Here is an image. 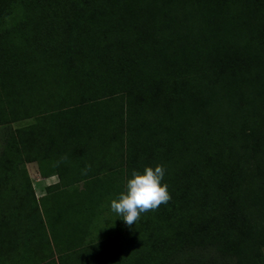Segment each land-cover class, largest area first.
I'll list each match as a JSON object with an SVG mask.
<instances>
[{
	"label": "trees",
	"instance_id": "16d2710c",
	"mask_svg": "<svg viewBox=\"0 0 264 264\" xmlns=\"http://www.w3.org/2000/svg\"><path fill=\"white\" fill-rule=\"evenodd\" d=\"M26 121L0 154V256L50 247L26 164L56 162L69 223L124 145L126 179L163 165L171 199L77 261L130 242L129 264L188 247L264 264V0H0V127Z\"/></svg>",
	"mask_w": 264,
	"mask_h": 264
},
{
	"label": "rangeland",
	"instance_id": "374dc122",
	"mask_svg": "<svg viewBox=\"0 0 264 264\" xmlns=\"http://www.w3.org/2000/svg\"><path fill=\"white\" fill-rule=\"evenodd\" d=\"M29 123L30 121H26L7 127H0V154L5 146V139L6 135H8L7 130L9 127L15 129ZM112 152L115 156V169L111 173L102 177L101 184L99 182L96 185L98 189H102L101 193L103 195L101 198H98L92 194L91 197L93 199L91 201L88 198V200H84L86 204L90 202L87 207L89 209H87L82 215L77 216L74 221L71 220V222L66 223V221L64 222V219L61 218V215L59 216V210L57 207L61 202L58 199L53 198V195H45L44 198L38 199L34 190V198L38 200L37 204L41 212L44 209H48V211L51 212L50 219L43 214L45 210L41 213L45 229L48 234L47 237L50 240V247L39 249V253L37 255L33 251H27L26 253L23 249H18L17 252L15 251L6 257L5 255L0 256V264H62V257H67V262L65 264H88V261H91L89 264H92L95 262L93 258H84V260H81L83 258L82 255L81 257L79 256L81 259L79 258L80 260L77 261L75 255L72 256L75 251L78 250L79 252L78 246H94L97 243L105 242L110 239H114L116 241L119 237H121V239L123 237L124 241L127 238L125 231L127 232L128 226L125 225L120 217L111 211L110 203L112 199L118 198L119 193L125 189L126 182L129 179H126L125 170L127 168V159L130 156V152L124 145L121 147L117 146L114 151L112 150ZM111 155L113 156V154ZM43 163L45 162H42L41 165L38 164L40 172L42 169H45ZM76 163L77 165L79 164V162ZM50 164L51 165H49L48 169L50 172H54L56 162H52L51 160ZM25 168L27 172L30 173L29 177L35 179L31 166L26 167L25 165ZM15 182L16 180L13 181V183ZM11 186H14V184L9 185V188ZM72 189L82 190L83 184H76L72 188L68 189L69 192ZM72 198H74V196L71 197V199H66L64 202H71ZM81 216H84L83 222L85 224V232L83 233H81L83 227L77 224ZM53 231L56 239L52 236ZM83 235L84 238L79 239V236ZM72 238H75L76 244L72 241ZM77 241L79 242V245H77ZM130 249H132V252L136 250L133 246H131L130 242H124V246H122V248L116 249L117 251H120V253H118L119 257H121V259L123 257V264H129L133 258V256H129ZM150 251V257L156 258L157 253H153L152 250H149V248L144 252L148 253ZM172 252L173 254L170 256L167 254L169 257L166 261L161 262L160 260H156L155 264H235L234 260L228 256L221 257L218 254L200 247H188L187 249H181V251ZM119 257L116 258L115 255L111 263L115 264V262L120 261Z\"/></svg>",
	"mask_w": 264,
	"mask_h": 264
},
{
	"label": "clouds",
	"instance_id": "9594fccd",
	"mask_svg": "<svg viewBox=\"0 0 264 264\" xmlns=\"http://www.w3.org/2000/svg\"><path fill=\"white\" fill-rule=\"evenodd\" d=\"M165 171L163 165L145 167L142 173L133 171L126 182L125 191L111 200V211L125 225L132 226L142 213L155 211L160 205L167 204L171 196L167 184H162Z\"/></svg>",
	"mask_w": 264,
	"mask_h": 264
},
{
	"label": "crops",
	"instance_id": "0c3cea01",
	"mask_svg": "<svg viewBox=\"0 0 264 264\" xmlns=\"http://www.w3.org/2000/svg\"><path fill=\"white\" fill-rule=\"evenodd\" d=\"M27 166H31L32 173H34L35 179L32 178L30 179L38 199L44 198L47 193L46 189L48 187L56 186L60 181L56 172L53 171L50 172L49 169H47V167H44L45 169H43L41 173L39 170V165L36 162L26 164V167Z\"/></svg>",
	"mask_w": 264,
	"mask_h": 264
}]
</instances>
